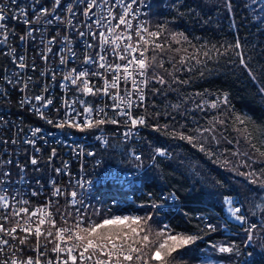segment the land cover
<instances>
[{
  "label": "snow or ice",
  "instance_id": "6c2138e0",
  "mask_svg": "<svg viewBox=\"0 0 264 264\" xmlns=\"http://www.w3.org/2000/svg\"><path fill=\"white\" fill-rule=\"evenodd\" d=\"M136 2L137 0H131L130 3H124V0H75L76 5H84L82 16L87 18L77 24L74 21L78 13L72 2L64 4L62 0H52L51 7H45L41 5L40 0H32L29 7L33 15L30 17L29 8L21 7L18 0H0V44H6L9 40V25L7 23L9 20H15L27 26L25 34L19 36L21 41L28 39L35 41L34 33L41 30L38 26L42 23L53 25L58 22V24L65 25L64 35L61 36L60 30L57 28L56 35L48 38L46 43L43 38L41 39L40 43L44 45V51L39 52V56L45 63L49 61V54L58 56L61 66H66L70 59L77 58V53L73 48V38L68 34L70 31L80 38L90 37L91 41L95 42L85 41L86 48L81 66L69 68L66 74H63L62 80L69 82L74 94L78 93L79 95H76L74 99H61V107L55 109L56 119L46 114V110L53 105V99L43 94L49 91L47 85L42 88L41 94L26 97L20 103L22 106L28 104L29 110L33 111L38 118L58 129H75L85 133L99 131L102 126L109 123L113 125L122 123L127 128V131L122 134L127 140L135 136L139 128L148 127L170 139L186 142L216 162L217 153L213 145L218 147L222 140L228 144L234 143L233 140L224 137L222 132L219 136L217 135V132L224 128L227 121L214 117L209 122V126L201 127L197 124L189 133L187 125L176 119V115L191 116L192 119H195L192 114L197 111H205V101L197 102L193 98L192 107L186 108L185 105L189 103V98L185 97L180 102L170 105L172 111L167 115L171 118L172 123L164 125L149 124V117L133 115V108L144 107L145 89L148 88L150 82L160 85L158 88L151 89L153 94H159L165 87H171L172 84L188 83V80L181 79L175 73L199 70L200 75L203 76V68L197 69L196 66L206 68L208 61L225 55H228L230 60L233 55L237 58L232 62L238 64L242 72L258 86V92L264 95V68L258 73L251 66V58L245 53L244 45L239 39L232 44L220 47L216 45L197 46L189 40L184 32H172L170 38L166 39L165 43H161V38L167 31L165 25H157L156 30H151L145 23H137L134 26L133 21L138 19V15L132 5ZM117 7L122 11L117 13L115 11ZM223 7L229 15L232 14V0H224ZM59 9L65 10L64 17L58 14ZM12 34L15 35L14 31ZM58 39L60 48L54 53L52 46L57 43ZM173 44L180 47H173ZM89 49L95 50L94 55L89 54ZM169 51L178 56V58L174 56L169 60L172 70L165 68L164 60L162 58L158 60L156 55L157 53L162 55ZM212 53H216V56H213ZM7 54L11 55L12 63L20 70L16 73V80H7V83L20 85V91L23 93L33 80L31 76L25 80L21 74L29 67L26 57L23 54L17 56L13 48H9ZM110 56L114 57V61L109 60ZM31 68L33 71L36 70L35 61L32 62ZM157 68L163 69L170 79H166L165 75L157 72ZM46 74L51 81L56 80L55 70L48 73L41 72V76ZM93 78L102 81L100 86H97ZM121 84L124 85L123 89H121ZM60 87L66 88L67 85L61 83ZM90 95L100 99L107 97L113 103L110 106L105 104L104 107H95L81 98ZM76 105L80 106V110ZM221 105L226 108L230 107V101L226 94L211 101L208 107L217 109ZM108 107L112 109V116H109L105 111ZM61 109H64L62 115ZM173 112L176 115H173ZM159 115L160 113H156V116ZM118 117L123 119H118ZM2 120L3 118L0 117V121ZM234 120L235 123L242 126L236 131L242 134L251 151L240 153L224 149V152L231 151L234 156L245 157L244 165L251 168V171L238 174L245 177L247 184L257 185L264 191V167L258 169L252 167L256 154L264 157V140H260L258 146L254 132L248 128L247 119L236 116ZM41 131L42 129L39 127L33 129L32 136L36 137ZM96 139L101 140V137L96 136ZM24 142L33 146L36 144L35 139H28ZM103 142L107 144L106 140ZM2 143L7 144L8 141L4 140ZM11 143L15 144L16 140L13 139ZM150 147L151 153L148 158L152 162V168L155 169L162 163V159L158 160V158H168L171 153L163 146L150 145ZM35 150L40 151L39 148ZM77 154L95 156V152L85 153L83 148H79ZM55 155L56 150L53 149L49 161ZM129 155L138 162L144 158L143 154L138 153L135 149L131 150ZM29 162L33 166L39 163L35 157H32ZM12 163L11 159L0 160V167ZM223 163L227 165L230 161L225 158ZM17 166L19 167V165ZM65 168H67V164H65ZM54 171L59 175L62 170L56 168ZM10 175V171L0 172V176L3 177ZM0 183H4V181L0 180ZM39 183L40 181L37 180V184ZM49 183L52 186L53 198L67 195L71 197L70 203L75 205L78 196L75 189L65 193L54 179ZM77 186L83 188L85 184L78 180ZM4 191L6 192V189ZM37 194V191L31 193L32 196ZM152 195L149 192V196ZM240 195L239 192L235 197L227 195L223 198L222 204L226 207L229 217L243 226L248 224V220L244 214L243 205L239 201ZM158 199L167 203L169 200H177L178 196L175 191L167 193L161 191ZM29 203L28 200H20L16 197H12L10 201L6 194L0 195V253L4 254L0 264H174L176 259L174 253L201 239L198 235L173 233L167 225L156 231L154 238L150 239L152 230L146 226L152 219L151 215L145 217L117 215L99 221H85L83 216H78L70 224L68 216L61 213L62 224L58 226L55 217L59 213V208L56 207L53 210L54 204L58 201H49L31 211L26 206ZM161 206L157 202L151 203L152 208ZM201 219L204 218L201 217ZM45 225L47 228L44 227ZM256 228L257 224L251 223L244 229L246 233L244 246L251 245ZM206 229L208 232H215L216 226L207 223ZM32 236L36 239L35 247L32 249L36 253L35 257L21 258L17 256V251H23L22 248L17 247V243L26 245L29 237ZM42 237L45 241L43 245H41ZM14 241L17 243H13ZM49 244L52 245L50 251L55 253L54 258H48ZM41 247H43V251H41ZM213 247L216 246L213 245ZM7 249H11V253H8ZM217 250L219 253L229 254V256L240 255L239 247L235 244L220 245ZM208 264H212V262L209 261Z\"/></svg>",
  "mask_w": 264,
  "mask_h": 264
},
{
  "label": "trees",
  "instance_id": "16d2710c",
  "mask_svg": "<svg viewBox=\"0 0 264 264\" xmlns=\"http://www.w3.org/2000/svg\"><path fill=\"white\" fill-rule=\"evenodd\" d=\"M223 4L224 0H149L147 24L151 30H156L157 25L166 26L167 31L161 38V43H165L172 32H184L197 46L220 47L239 39L244 45L245 53L251 58V66L259 73L264 68V0H232L231 15ZM173 47L180 46L173 44ZM156 55L158 60H164L165 68L169 70H172L169 60L174 56L178 58L177 54L170 51ZM212 55L216 56V53ZM236 59L234 55L231 60L225 55L208 61L206 68L196 66L197 69L203 68V76L199 70L175 73L181 79L188 80V83L172 84L159 94L151 91L153 87H160L158 84L150 82L146 90L143 115L149 117V124H171V118L167 115L172 111L170 105L185 97L189 98L186 108L192 107L193 98L197 102L205 101V111L192 114L195 119L173 112L177 121L187 125L189 133L197 124L201 127L209 126L214 117L227 121L217 135L222 132L224 137L234 143L228 144L222 140L218 147L213 145L217 153L216 162L186 142L170 139L148 127H143L139 144L112 138L102 149L103 165L124 169H136L147 164L151 153L150 145L166 147L171 153L168 158H158L162 159L158 168L153 169L150 165L143 171L140 187L147 189V194L141 197L143 200L151 199L149 192L154 198L161 191H175L178 196L177 203L173 206L152 208L147 205L142 208L141 217H152L146 226L152 230L150 239L164 227L165 221L173 233L201 237L195 244L174 253V264H200L202 260H211L212 264H264V191L257 185L247 184L245 177L238 174L251 171V168L244 165L245 157L234 156L231 151L224 152V149L240 153L251 151L242 134L236 131L242 127L235 123L236 116L247 119L248 128L254 132L257 143L264 140V95L258 92V86L242 72L238 64L232 62ZM156 71L170 79L163 69L157 68ZM225 94L230 107H208L211 101ZM156 113L160 115L156 116ZM133 149L143 154L142 161L131 158L129 152ZM225 158L230 161L227 165L223 163ZM252 167H264V157L256 154ZM237 192L241 194L239 201L248 223L257 224L254 239L247 247L244 246L246 233L243 231L249 224L241 226L231 219L222 204L225 196L235 197ZM222 218L226 219L228 229L223 227ZM207 223L214 224L216 231L208 232ZM227 244L237 245L240 255L219 253L218 247Z\"/></svg>",
  "mask_w": 264,
  "mask_h": 264
},
{
  "label": "built area",
  "instance_id": "2783aa9c",
  "mask_svg": "<svg viewBox=\"0 0 264 264\" xmlns=\"http://www.w3.org/2000/svg\"><path fill=\"white\" fill-rule=\"evenodd\" d=\"M31 2L32 0H18L21 7L29 8L30 17L33 15L29 7ZM69 2L74 3V9L78 13L74 22L80 24L87 20L86 17L82 16L84 5H76L75 0H62L64 4ZM130 2L131 0H124V3ZM40 3L45 7H51L52 0H40ZM148 3L149 0H137L132 5L133 10L138 15V19L133 21L134 26L137 23H145L148 26ZM115 11L119 13L122 9L117 7ZM58 14L62 17L66 15L64 9H59ZM7 23L9 25V40L6 44H0V117L3 118L0 121V160L11 159L13 163L0 167V172L10 171L11 173L8 177L0 176V180L4 181V183H0V195L6 194L10 201L12 197L28 200L30 203L26 206L29 207L30 211L45 205L49 201H58L53 208V210L56 207L59 208V213L55 217L58 221V226L62 224L60 221L61 213L68 216L71 224L78 216H83L85 221H99L103 218L117 215L141 217L143 206L151 205L152 202H157L161 205H175L177 203L176 200H169L164 203L158 199L161 192L156 198L152 196H150L151 199L149 200L141 198L144 194H147V189L140 187V176L143 167L124 169L103 165L104 155L102 149L108 145L112 138L139 144L143 127L136 131L135 136L127 140L122 135L127 131V128L122 123L120 125L109 123L102 126L99 131L94 130L85 133L78 132L75 129L62 130L38 118L33 111L29 110L28 104L22 106L20 103L26 97L41 94L42 88L47 85L49 91L43 94L53 99V105L46 110V114L56 119L55 109L61 107V99H74L76 95H79L78 93L74 94L69 82L62 80L63 74H66L69 68L81 66L86 48L85 41L95 42L91 41L90 37L80 38L70 31L68 34L73 38V48L77 53V58L74 60L70 59L66 66H61L59 57L49 54V61L45 63L39 56V52L44 51V45L40 43L41 39L43 38L46 43L48 38L56 35L57 28H59L61 36L64 35L65 25L58 24V22L53 25L42 23L38 26L41 30L34 33L35 41L31 39L21 41L19 36L25 34L27 26L15 20H9ZM33 26L35 27L36 25ZM13 31L15 35L12 34ZM52 47L54 53L58 51L60 48L59 39ZM9 48L15 49L17 56L20 54L25 55L26 62L29 65L21 74L25 80L28 76H31L33 80L23 93L20 91V85L7 83V80L15 81L17 78L16 73L20 71L12 63L11 55L7 54ZM88 52L94 55L95 50L89 49ZM109 60L114 61V57L110 56ZM33 61H35L36 65L35 71L31 68ZM51 70L56 71V80L54 82L50 80L47 74L41 76L42 71L48 73ZM93 80L97 86L102 83L98 78H93ZM61 83L66 84L67 87H60ZM123 88L124 85L121 84V89ZM146 90L147 88L145 92ZM81 98L95 107H104L105 104L110 106L113 103L107 97L100 99L90 95ZM76 107L80 110L79 105H76ZM63 111L64 109H61V115ZM105 111L109 116L113 115L111 107L106 108ZM133 115H143V108H133ZM118 119L122 120L123 118L118 117ZM37 127L41 128L42 131L36 137H33L32 130ZM96 136H100L101 140H97ZM13 139L16 140L15 144L11 143ZM28 139H35V146L24 142ZM4 140H7L8 143H2ZM104 140L107 141V144L103 142ZM36 148H39L40 151L37 152ZM79 148H83L85 153L88 151L95 152V156L78 155L77 151ZM53 149L56 150V155L49 161ZM32 157L38 159V165L33 166L30 164L29 161ZM65 164H67V168H65ZM149 165H152L151 161H149ZM56 168L62 170L59 175L54 171ZM53 179L65 193L73 189L78 192L75 205L70 203L71 197L67 195L52 197V186L49 182ZM37 180L40 181L39 184H37ZM78 180L85 184L83 188L77 186ZM4 189H6V192ZM33 191H37L38 194L32 196L31 193ZM165 225L169 226L167 221H165ZM222 225L227 229L229 228L225 218H222ZM44 227L47 228V225ZM20 235L23 234L20 233ZM13 243L17 242L14 241ZM44 243L45 241L42 237L41 245ZM35 244L36 239L34 236L29 237L26 245H18L17 243V247L22 248L23 251H17L16 255L21 258L35 257L36 253L32 250ZM51 247L52 245L49 244L48 258L55 257V253L50 251ZM43 250V247H41V251ZM6 251L11 253V249ZM3 258L4 254L0 253V260Z\"/></svg>",
  "mask_w": 264,
  "mask_h": 264
},
{
  "label": "rangeland",
  "instance_id": "374dc122",
  "mask_svg": "<svg viewBox=\"0 0 264 264\" xmlns=\"http://www.w3.org/2000/svg\"><path fill=\"white\" fill-rule=\"evenodd\" d=\"M214 2H220V1H214ZM215 118H216V117H215ZM149 161H150V160H149ZM148 166H150V165H149V162H148L147 164L141 166V167H143V171H144ZM143 171L141 172V174L143 173ZM140 177H141V176H140ZM144 206H147V205H144ZM144 206H143V207H144ZM225 209H226V207H225ZM226 212H227V211H226ZM227 214H228V213H227ZM244 214L246 215V213H244ZM228 215H229V214H228ZM247 220H248V219H247ZM164 223H165V222H163V225H164ZM220 223H221V222H220ZM248 224H249V223H248ZM163 225H162V226H163ZM243 232H245V231H243ZM210 261H211V260H210ZM208 262H209L208 260H202L201 263H200V262H199V263H200V264H208ZM211 262H212V261H211Z\"/></svg>",
  "mask_w": 264,
  "mask_h": 264
}]
</instances>
